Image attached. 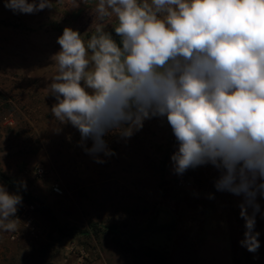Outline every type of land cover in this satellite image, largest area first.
<instances>
[{
  "label": "rangeland",
  "instance_id": "1",
  "mask_svg": "<svg viewBox=\"0 0 264 264\" xmlns=\"http://www.w3.org/2000/svg\"><path fill=\"white\" fill-rule=\"evenodd\" d=\"M96 2L52 0V8L23 14L0 0V20L17 27L0 28V172L13 187L0 184L15 193L26 183L18 209H30L36 234L26 221L11 233L0 229V264H135L130 247L157 249L171 264H264V196H257L260 248L252 253L240 243L243 197L216 189L219 171L205 165L174 174L176 139L166 119L146 120L127 141L106 136L116 155L101 164L79 146L75 127L54 118L51 57L64 29L87 42L99 26L120 43L114 17L95 20ZM142 264L156 263L144 257Z\"/></svg>",
  "mask_w": 264,
  "mask_h": 264
},
{
  "label": "clouds",
  "instance_id": "2",
  "mask_svg": "<svg viewBox=\"0 0 264 264\" xmlns=\"http://www.w3.org/2000/svg\"><path fill=\"white\" fill-rule=\"evenodd\" d=\"M16 13L52 8V0H6ZM95 20L114 17L112 34L97 26L85 42L66 27L51 60V112L81 135L97 163L116 155L108 135L127 141L153 118L176 139L173 172L212 165L218 191L243 197L241 246L255 253L257 196H264V0H98ZM92 146H87V141ZM102 154V155H101ZM0 184V229L16 231L23 198ZM249 208L252 209L251 214Z\"/></svg>",
  "mask_w": 264,
  "mask_h": 264
},
{
  "label": "trees",
  "instance_id": "3",
  "mask_svg": "<svg viewBox=\"0 0 264 264\" xmlns=\"http://www.w3.org/2000/svg\"><path fill=\"white\" fill-rule=\"evenodd\" d=\"M0 28H17V27L12 25L7 20H0ZM0 181L4 182L6 185L10 187H13L12 181L1 172H0ZM16 190L18 189L16 188ZM19 191L21 192L20 189ZM29 204L32 205L33 203L29 202ZM60 235L63 238H72L74 235V231L72 230L66 232L65 230H61ZM85 235H89V234L85 233ZM126 251L129 252L134 257L135 264H142V259L144 257L154 261L156 264H171L167 254L151 247H142V248L130 247Z\"/></svg>",
  "mask_w": 264,
  "mask_h": 264
},
{
  "label": "built area",
  "instance_id": "4",
  "mask_svg": "<svg viewBox=\"0 0 264 264\" xmlns=\"http://www.w3.org/2000/svg\"><path fill=\"white\" fill-rule=\"evenodd\" d=\"M39 172H40L41 174L43 173L42 170L39 171ZM180 186H182V187H187V186H190V183L187 182V181H185V180H181V181H180ZM53 190H54V192L56 193V195H63V191L60 189L59 186H55V187L53 188ZM31 206H32V205H31ZM31 209L34 211V206H32ZM29 212H30V209H29V208H26V209H24V210L18 209L17 214H16L17 217L14 218V219H16V221H26V222H28V223H29V227L31 228V233H32V235H36V234H35V228L32 226V222H33V220H32V218H30V214H29ZM256 260H258V259H256Z\"/></svg>",
  "mask_w": 264,
  "mask_h": 264
},
{
  "label": "crops",
  "instance_id": "5",
  "mask_svg": "<svg viewBox=\"0 0 264 264\" xmlns=\"http://www.w3.org/2000/svg\"><path fill=\"white\" fill-rule=\"evenodd\" d=\"M96 3H98V0H97V2Z\"/></svg>",
  "mask_w": 264,
  "mask_h": 264
}]
</instances>
